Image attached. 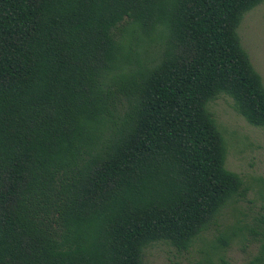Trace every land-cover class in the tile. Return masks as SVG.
I'll list each match as a JSON object with an SVG mask.
<instances>
[{"label": "trees", "instance_id": "obj_1", "mask_svg": "<svg viewBox=\"0 0 264 264\" xmlns=\"http://www.w3.org/2000/svg\"><path fill=\"white\" fill-rule=\"evenodd\" d=\"M262 1L0 0V264H144L244 197L208 105L225 94L264 128L237 32ZM260 222L210 248L249 231L259 249L239 264H264Z\"/></svg>", "mask_w": 264, "mask_h": 264}, {"label": "rangeland", "instance_id": "obj_2", "mask_svg": "<svg viewBox=\"0 0 264 264\" xmlns=\"http://www.w3.org/2000/svg\"><path fill=\"white\" fill-rule=\"evenodd\" d=\"M241 44L248 52L254 69L264 84V0L244 14L237 28ZM227 144L226 168L237 172L248 187L244 197L228 203L207 230L203 231L187 251H178L165 242H154L144 249V264H187L210 250L215 264L219 256L232 264L252 258L259 249V235L244 231L222 251L210 248L217 235L241 224L260 229L264 217V128L249 124L234 108L233 100L220 94L208 105Z\"/></svg>", "mask_w": 264, "mask_h": 264}]
</instances>
